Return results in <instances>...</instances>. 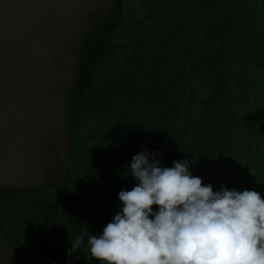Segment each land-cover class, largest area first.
Masks as SVG:
<instances>
[{
    "label": "trees",
    "instance_id": "1",
    "mask_svg": "<svg viewBox=\"0 0 264 264\" xmlns=\"http://www.w3.org/2000/svg\"><path fill=\"white\" fill-rule=\"evenodd\" d=\"M116 0L86 39L68 109L63 182L0 189V231L19 264H100L83 233L102 234L138 182L135 154L188 160L217 191L264 198V0ZM158 207L153 206V211Z\"/></svg>",
    "mask_w": 264,
    "mask_h": 264
},
{
    "label": "water",
    "instance_id": "2",
    "mask_svg": "<svg viewBox=\"0 0 264 264\" xmlns=\"http://www.w3.org/2000/svg\"><path fill=\"white\" fill-rule=\"evenodd\" d=\"M116 0H0V189L67 179L70 91L85 39ZM0 264H19L0 231Z\"/></svg>",
    "mask_w": 264,
    "mask_h": 264
},
{
    "label": "clouds",
    "instance_id": "3",
    "mask_svg": "<svg viewBox=\"0 0 264 264\" xmlns=\"http://www.w3.org/2000/svg\"><path fill=\"white\" fill-rule=\"evenodd\" d=\"M141 151L129 175L138 183L118 193L122 208L102 234L83 233L100 264H264V198L257 191L229 190L190 171L188 160L164 167ZM153 206L158 210L153 211Z\"/></svg>",
    "mask_w": 264,
    "mask_h": 264
},
{
    "label": "rangeland",
    "instance_id": "4",
    "mask_svg": "<svg viewBox=\"0 0 264 264\" xmlns=\"http://www.w3.org/2000/svg\"><path fill=\"white\" fill-rule=\"evenodd\" d=\"M125 10L129 16L134 17L140 13L141 9L139 5L135 2V0H126Z\"/></svg>",
    "mask_w": 264,
    "mask_h": 264
}]
</instances>
